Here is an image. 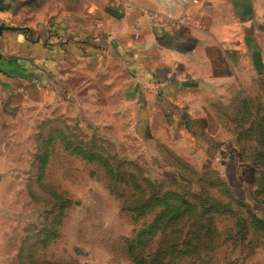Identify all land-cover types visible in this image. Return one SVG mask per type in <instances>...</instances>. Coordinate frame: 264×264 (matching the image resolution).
<instances>
[{"label":"rangeland","instance_id":"374dc122","mask_svg":"<svg viewBox=\"0 0 264 264\" xmlns=\"http://www.w3.org/2000/svg\"><path fill=\"white\" fill-rule=\"evenodd\" d=\"M227 21L193 86L146 91L106 58L66 65L55 93L0 101V264H152L159 240L200 226V252L167 264H264V87Z\"/></svg>","mask_w":264,"mask_h":264},{"label":"crops","instance_id":"0c3cea01","mask_svg":"<svg viewBox=\"0 0 264 264\" xmlns=\"http://www.w3.org/2000/svg\"><path fill=\"white\" fill-rule=\"evenodd\" d=\"M26 1L2 0L0 24L22 29L0 38L2 102L55 93L66 65L92 69L106 58L124 63L146 91L193 86L195 66L214 60L199 54L223 53L229 19L245 27L244 37L231 36L232 56L247 59L264 87V0H228L230 17L227 0H48L38 12Z\"/></svg>","mask_w":264,"mask_h":264},{"label":"trees","instance_id":"16d2710c","mask_svg":"<svg viewBox=\"0 0 264 264\" xmlns=\"http://www.w3.org/2000/svg\"><path fill=\"white\" fill-rule=\"evenodd\" d=\"M3 6H2V0H0V10H3ZM167 208H173L174 205L168 204L166 205ZM178 208V207H176ZM170 214V212H169ZM184 215V211H177V213L175 214V212L171 214V217H169V223L174 222V221H178L179 219H181V217H183ZM156 224V223H155ZM158 224H156L155 226H157ZM178 228V227H177ZM210 232V227H204V226H200L198 229H196L193 233L192 232H187L185 233V239L183 240V229L179 231H175V232H171L169 236H165L164 239H161V241L159 240V244L157 246V248L155 249V259L153 261L152 264H167L168 262V257H170L171 255L174 254L175 251L177 250H182V249H188V247H190V249H192L194 252H200V249L198 248H191L192 242H198L200 243L201 239L204 236L209 235ZM143 237L142 235L138 236V239H141ZM172 238V239H171ZM171 239V240H170ZM166 241V242H165ZM138 243V242H137ZM133 248V247H132ZM132 251L130 252V254H133V249H131ZM137 259L144 261L143 258L140 257H136ZM145 263H147L146 261H144Z\"/></svg>","mask_w":264,"mask_h":264},{"label":"water","instance_id":"95a60500","mask_svg":"<svg viewBox=\"0 0 264 264\" xmlns=\"http://www.w3.org/2000/svg\"><path fill=\"white\" fill-rule=\"evenodd\" d=\"M20 30H22V29L12 28V27H8L4 24H0V38L3 37L4 32H6V31H20ZM1 58H2V53L0 52V59ZM231 158L233 159L234 157H231Z\"/></svg>","mask_w":264,"mask_h":264},{"label":"built area","instance_id":"2783aa9c","mask_svg":"<svg viewBox=\"0 0 264 264\" xmlns=\"http://www.w3.org/2000/svg\"><path fill=\"white\" fill-rule=\"evenodd\" d=\"M139 38V35L137 34V35H135V39H138Z\"/></svg>","mask_w":264,"mask_h":264}]
</instances>
